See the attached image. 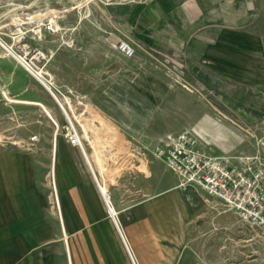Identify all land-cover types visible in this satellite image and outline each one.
<instances>
[{
    "label": "crops",
    "instance_id": "1",
    "mask_svg": "<svg viewBox=\"0 0 264 264\" xmlns=\"http://www.w3.org/2000/svg\"><path fill=\"white\" fill-rule=\"evenodd\" d=\"M100 12L93 17L99 46L79 47L74 78L66 73L61 84L93 116L116 124L129 166L145 171H101L117 161L101 155L94 126L83 129L90 165L63 129L53 131V143L1 150L0 264H132L127 249L134 264H239L228 261L226 239L213 240L211 226L199 225L202 212L189 199L200 189L179 188L153 152L185 132L229 166L254 159L235 144V125L264 120V0H136ZM116 40L130 44L134 57L118 53ZM29 102L57 115L42 94Z\"/></svg>",
    "mask_w": 264,
    "mask_h": 264
},
{
    "label": "rangeland",
    "instance_id": "2",
    "mask_svg": "<svg viewBox=\"0 0 264 264\" xmlns=\"http://www.w3.org/2000/svg\"><path fill=\"white\" fill-rule=\"evenodd\" d=\"M79 2L80 0H0V40L7 46L19 47L20 44L12 37L14 29L12 19L20 18L22 21L24 18L33 17L37 23L24 26L23 29L19 28L26 34L24 43L46 54L48 57L46 68L53 76L55 89L62 93L66 90L61 84L65 74L67 73L68 79H73L75 75L76 50L79 47L99 46L97 43L99 35L96 33L99 23L93 22V17L101 14L103 5L82 8L78 7ZM44 20L55 22L56 33L46 34L43 31L37 33L42 28ZM102 44L105 46V43ZM0 49V151L23 150L33 144L53 143V131L56 129L54 121L60 127L65 125L60 109L49 93L32 79L30 81L10 60L12 58L7 56L1 47ZM2 92L8 93L13 102L6 100ZM37 94H42L55 106L57 111L55 117L47 115L39 106L30 104L29 101ZM83 105L78 106L76 102H72L71 108L77 116L79 125L99 127L100 134L95 138H98L101 155H105V158L113 162L115 159L117 161L113 167L101 168V171L103 169L107 176H119L129 168L136 172L145 171L143 167L129 166L130 152L125 142L119 141L115 136L116 124L102 115L99 118L93 116V110L85 100ZM82 113L83 115L78 117ZM67 114L69 115L68 112ZM70 118L73 123L72 117ZM216 121L222 124L229 123V120ZM235 128L237 130L235 144L243 151L252 150L255 153L253 159L255 163L264 167V120H255L253 128L238 125H235ZM33 136L37 137V140L31 141ZM216 136L221 138V135L210 137L217 140ZM103 188L106 191L104 186ZM189 201L197 212H202L199 225L211 226V232L209 231L211 238L216 241L220 238L222 241L226 239L228 246L227 249H223L227 250L229 262L240 260L239 264H264L262 232L242 223L234 211L225 208L218 200L206 198L198 189H192ZM226 214L228 215L225 216ZM116 221L118 223L117 216Z\"/></svg>",
    "mask_w": 264,
    "mask_h": 264
},
{
    "label": "built area",
    "instance_id": "3",
    "mask_svg": "<svg viewBox=\"0 0 264 264\" xmlns=\"http://www.w3.org/2000/svg\"><path fill=\"white\" fill-rule=\"evenodd\" d=\"M127 1L136 0H80L79 4L82 3L81 6L106 5ZM35 23L37 22L33 20V17L24 18L22 21L20 18L12 19L11 24L14 27L12 37L20 46L13 48L0 40V47L33 81L42 88H48L49 95L61 113L63 112L65 116H67L66 112L70 114L73 123L69 118L65 119L64 116V126L60 127L54 121L55 135L60 129H63L68 143L78 148L86 160L83 139L87 140V136L83 134L84 126L79 125L74 110L73 112L71 110L72 102H76L78 106H84L83 100L71 88H66L63 93L57 91L54 87L53 76L46 68L48 63L46 54L24 43L26 34L21 32V29ZM41 27L37 33L41 31L48 34L56 33L55 22L52 20H44ZM114 42L113 48L122 56L127 59L134 57L135 49L130 44L124 40ZM82 115L83 113L78 117ZM35 140L37 137L33 136L31 141ZM153 155L162 161L168 170L178 176L179 188L186 189L192 186L199 188L209 197L218 200L225 208L234 211L242 223L256 228L264 234V167L256 164L253 159H245L238 166H229L222 159L210 157L197 149L195 143L189 139L185 132L179 133L172 143L156 147ZM93 177L100 190V184L94 175ZM101 195L108 210L107 202L110 197L104 192H101ZM108 213L119 231L116 218L110 214L109 210ZM127 253L134 264L128 249Z\"/></svg>",
    "mask_w": 264,
    "mask_h": 264
},
{
    "label": "bare ground",
    "instance_id": "4",
    "mask_svg": "<svg viewBox=\"0 0 264 264\" xmlns=\"http://www.w3.org/2000/svg\"><path fill=\"white\" fill-rule=\"evenodd\" d=\"M118 3V2H117ZM127 3V2H126ZM82 4V3H81ZM81 4H79V6H81ZM124 4V3H123ZM11 58V57H10ZM48 93H49V91H48V88L47 87H43ZM2 95L4 96V98H7L8 97V93H6V92H2ZM34 105H37V106H39L38 104H34ZM47 115H49L50 116V113H49V111H47L45 108H43L41 105L39 106ZM71 110H72V108H71ZM73 112V111H72ZM62 114H63V116L65 117V119H67V118H69L70 119V121H71V123H72V120H71V116L69 117V115L67 114V112H66V115L67 116H65V114L62 112ZM220 136V135H219ZM87 159V162L89 163V165H90V162H89V159H88V157H86ZM86 162V161H85ZM100 191L101 192H104L105 194H107L106 193V191H105V189L103 188V186L102 185H100ZM107 205H108V210H109V212H110V214L111 215H113L115 218H116V213H115V210H114V208L111 206V204H110V200L107 202Z\"/></svg>",
    "mask_w": 264,
    "mask_h": 264
}]
</instances>
